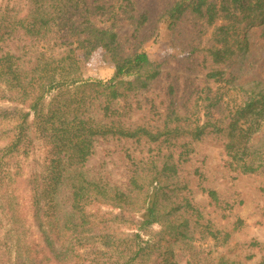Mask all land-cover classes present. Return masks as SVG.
<instances>
[{"label": "trees", "instance_id": "1", "mask_svg": "<svg viewBox=\"0 0 264 264\" xmlns=\"http://www.w3.org/2000/svg\"><path fill=\"white\" fill-rule=\"evenodd\" d=\"M186 13L200 36L192 53L203 54V82L185 109L178 107L171 84L165 109L152 103L154 121L138 124L130 123L142 108L138 96L161 70L143 49L125 54L115 27L128 21L137 38L149 21L148 10L137 15L134 0L1 1L0 40L22 32L30 38L53 35L51 50L56 40L70 52L74 43L102 47L114 59L115 72L107 80L84 79L66 50L42 51L31 69L23 67L21 56L0 52V101L18 105L20 117L15 130L0 124V213L12 226L0 264H179V244L189 247V264H202L190 241L195 234L216 247L231 244L244 219L231 231L220 229L189 196L180 171L191 161L194 144L213 136L222 141L231 170L264 174V81L240 82L227 71L248 52L250 29L264 25V0H173L160 22L172 27ZM98 17L107 26L99 27ZM36 136L46 144L49 174L26 184L33 213L27 224L21 197L5 185V176ZM108 137L149 146L147 157L131 159L125 186L84 170L96 141ZM195 172L213 205L232 207L204 185L202 171ZM249 244L264 250L258 239ZM217 264L241 261L223 253Z\"/></svg>", "mask_w": 264, "mask_h": 264}, {"label": "rangeland", "instance_id": "2", "mask_svg": "<svg viewBox=\"0 0 264 264\" xmlns=\"http://www.w3.org/2000/svg\"><path fill=\"white\" fill-rule=\"evenodd\" d=\"M172 1L134 0L137 15L145 10L149 11V21L138 31L137 38L133 36L134 27L128 21H120L115 27L125 54L143 49L148 53L153 66L161 70L160 76L138 96L142 100V108L132 113L130 123L153 122L152 103L158 110L163 111L170 96L171 84L175 87L178 107L185 109L190 104V97H193L192 92L203 82L206 73L201 66L203 54L192 53V48L200 41L195 22L188 13L172 27L160 22V15ZM95 20L99 27L107 26L104 18L98 17ZM250 30L248 52L227 69L240 82L253 79L264 81V25ZM53 40V35L30 38L19 32L0 40V52L10 51L21 56L23 67L31 69L42 51L49 55L66 50L73 55L77 73L84 79L107 80L115 72L114 59L104 48H81L74 43L73 51L70 52V47L59 46L61 40H56L59 41L58 45L51 50L54 46ZM17 108L18 105L12 102L0 101L1 126L15 130L20 121ZM6 110L8 112L4 113ZM194 146L195 153L191 161L184 163L180 171L182 180L187 181L189 196L220 229L231 231L239 217L244 219L245 225L233 233L229 246L216 247L212 240L200 239L197 233L190 240L192 247L201 256L202 264H217L218 257L223 253L241 261V264H258L264 256V250L255 249L249 243L253 239L264 242V174H242L231 170L226 165L222 141L213 136L205 137ZM148 154L149 146L144 142L117 137L99 139L95 143L93 154L84 165V170L96 179L103 178L113 185L125 186L133 169L131 159L134 157L138 160ZM19 159L6 172L5 185L21 197L20 215L24 222L30 224L33 223V213L25 189L32 178L48 177L46 144L37 136L33 137L27 150L20 152ZM196 169L205 174L204 185L216 189L221 199L231 204V208L221 209L211 203L202 190ZM4 220L0 213V252L3 245L11 241L12 226L5 225ZM237 242L238 246H235ZM188 248L187 244L176 246L179 264H189ZM251 254L255 255L254 258L248 259Z\"/></svg>", "mask_w": 264, "mask_h": 264}]
</instances>
